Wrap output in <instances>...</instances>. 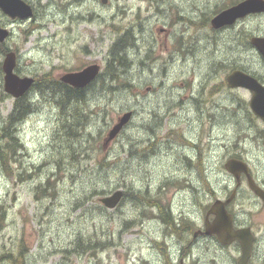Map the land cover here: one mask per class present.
Returning <instances> with one entry per match:
<instances>
[{
	"label": "flooded vegetation",
	"instance_id": "flooded-vegetation-1",
	"mask_svg": "<svg viewBox=\"0 0 264 264\" xmlns=\"http://www.w3.org/2000/svg\"><path fill=\"white\" fill-rule=\"evenodd\" d=\"M92 1L62 0L64 9L60 13L66 19L59 25L62 36L55 41L56 45L50 42L48 26L42 25L47 8L53 4L50 0H12L14 7L30 10L27 17L9 15L0 7V142L8 140L13 166H33L34 162L26 159L24 134L28 127L36 128L45 138L50 111L55 119L52 141L56 140L58 147L54 161L61 169L59 161L64 158V148L59 137L66 120L64 115H70V109L66 112L62 102L69 96L67 107L77 104L89 111L96 108L100 102L92 88L100 78L109 80L118 75L122 67L125 73L131 65L129 49H138L140 70L152 78V82L142 85L138 107L157 114H184L182 121L187 128L180 146L168 142L166 146L185 162L186 173L190 174L187 187H191L192 194L197 192L191 207H183L160 200L161 191L156 197L148 194L149 184L147 188H138L141 206L136 217H148L140 226L145 221L141 232L149 237L153 253L151 259L142 257V262L264 264V118L251 107L253 97L258 103L264 100V0H169L165 12L159 0H149L140 5L143 13L135 14L123 27L120 22L99 16L90 4ZM55 2L57 5L59 0ZM238 4L245 5L240 11L243 8L246 13L220 26L212 25L218 13ZM97 17L103 18L99 22L101 32L91 30ZM79 26L81 30H74ZM159 40L165 41L168 48L165 56L156 53ZM146 41L150 46H146ZM97 42L107 45L101 61L96 60L91 47ZM121 52L122 63L116 59ZM195 52L201 56H194ZM81 55L89 58L81 59ZM7 57L11 58L12 74L17 77L9 87L11 92L5 88ZM51 57L55 62L50 63ZM70 57L82 63L68 66ZM91 65L98 66V73L84 86H73L62 79ZM21 80H27V85ZM150 94L153 100L148 99ZM165 119L164 116L159 120ZM38 121L42 127L34 125ZM167 122L170 123V117ZM71 123L75 129L67 126L66 133L80 135L78 124ZM228 125L232 129L226 131ZM173 127L166 128L163 136L170 135ZM84 131L92 135L86 127ZM108 131L102 141L104 148L120 133L106 142ZM156 142L157 139L149 138L141 145L143 152ZM163 143L166 142L159 146ZM39 148V153H45L46 147ZM35 167L40 170L38 165ZM194 175L200 179L195 180ZM167 182L170 181H160L159 189L163 190ZM42 187L36 186V192ZM126 195L123 191L122 198ZM146 196L150 200H145ZM147 209L151 217L143 214ZM235 231L252 237L246 258L239 238L229 243L221 240Z\"/></svg>",
	"mask_w": 264,
	"mask_h": 264
},
{
	"label": "rangeland",
	"instance_id": "rangeland-1",
	"mask_svg": "<svg viewBox=\"0 0 264 264\" xmlns=\"http://www.w3.org/2000/svg\"><path fill=\"white\" fill-rule=\"evenodd\" d=\"M148 1L107 0L102 3L101 0H94L90 4L99 16L120 22L123 27L135 14L143 13L140 5ZM50 2L53 4L47 8L42 25L48 26L50 42L54 41L56 45L55 41L62 36L59 25L66 18L60 13L64 9L62 0L57 5L55 0ZM159 3L165 7V12L169 0H159ZM87 7L83 6L85 9ZM69 8L72 10L73 5ZM103 18L97 17L95 25H91L92 31L97 29L101 32L99 22ZM121 18L126 19L125 23H122ZM74 30L81 28L79 26ZM133 33L136 34L135 31ZM159 44L160 49L156 53L167 55L165 41L159 40ZM94 46L91 45L96 60L101 61L107 45L97 42ZM138 56V49H129V69L123 73L122 67L113 78H100L97 81L92 88V94L100 102L96 108L89 111L86 106L83 109L77 105L65 106L66 112L70 109V115L65 113L66 120L59 137L64 148V158L59 161L61 169L57 168L54 161L58 147L56 140L52 141L55 119L50 111L48 135L45 138L36 128L29 130L28 127L24 134L28 150L26 159L34 162L33 166H13L10 157L7 170L0 162V264H145L142 257L151 259L153 253L150 252L152 245L149 237L141 232L145 221L140 226L141 221L148 217H136L141 206L137 197L138 188H147L149 184L148 194L152 193L156 197L155 194L161 191L160 200H170L183 207H191L194 197L197 199V192L192 194L191 187H187L190 174L186 173L188 168L185 162L179 159L175 150L166 146L167 142L180 146L187 128L182 121L184 114H157L138 107L142 85L152 82V78L140 70ZM194 56L201 54L195 52ZM87 58L81 55V59ZM52 62L55 59L51 57ZM69 62L68 66H76L82 60L74 62L70 57ZM148 99L153 100V94L148 95ZM129 110L132 111L129 122L109 147L104 148L102 141L107 131L118 116ZM164 116L166 119L160 121ZM169 117L170 123L167 122ZM71 122L78 124L80 135L66 133L67 126L75 129ZM40 124L42 127L41 122H34L36 126ZM170 126H174L170 135L163 136L165 129ZM84 127L92 135L85 132ZM231 129V125L225 126L226 131ZM149 138L157 139V142L143 152L141 145ZM161 142L166 143L159 146ZM40 146L46 147L45 153H39ZM72 152H78L76 160ZM53 170H57L54 175L50 174ZM194 177L195 180L200 179L196 175ZM165 179L172 183L167 182L160 190L158 184ZM38 185L44 187L36 192ZM117 189L125 191L126 197L115 208L103 206L100 198ZM144 199L150 200L148 196ZM143 214L152 216L148 209ZM80 239L91 240V243H96V247L80 249ZM6 253L9 258L3 256Z\"/></svg>",
	"mask_w": 264,
	"mask_h": 264
},
{
	"label": "water",
	"instance_id": "water-1",
	"mask_svg": "<svg viewBox=\"0 0 264 264\" xmlns=\"http://www.w3.org/2000/svg\"><path fill=\"white\" fill-rule=\"evenodd\" d=\"M244 6L245 5L243 4H238L221 11L212 19V25L217 27L222 24L231 22L237 16L243 15L244 13H246V10L242 8V10L240 11V7H244ZM0 7L5 13L9 15H18L20 17H27L30 15L29 9L23 11L22 8L19 7V5H17V7H14V5L12 4V0H0ZM253 9H261V8L259 7L254 8L253 6ZM4 69L6 72L5 88L8 92H11L9 87H11V85L14 84V79H17V77L12 74L11 58L7 57L5 59ZM97 73H98V66L91 65L88 68L83 69L82 71L68 73L64 77H62V79L70 85L81 87L84 86L86 83H88L91 79H93ZM23 81L27 85L28 83L27 80H21L20 82ZM251 107L253 109V112L257 116L264 118V100L263 102L258 103L255 101V98L253 97L251 100ZM131 116H132V111H125L120 116H118L117 121L112 125V127L108 131L106 142L114 138L120 132V130L124 127V125L129 122ZM122 195H123L122 190L117 189L114 192H112L110 195L101 197L100 202L102 203L103 206L107 208H114L122 198ZM241 234L244 233L241 231H235L230 235V237L221 238V240L225 243H229L232 239L236 237L239 238L242 244L243 255L246 258V256L249 253L252 237L250 234L245 233L244 234L245 237L243 239V236Z\"/></svg>",
	"mask_w": 264,
	"mask_h": 264
},
{
	"label": "trees",
	"instance_id": "trees-1",
	"mask_svg": "<svg viewBox=\"0 0 264 264\" xmlns=\"http://www.w3.org/2000/svg\"><path fill=\"white\" fill-rule=\"evenodd\" d=\"M116 59L119 60L120 63H122L124 61V54L121 52V54H119V56ZM68 99H71V98H69V96H66L67 102H65V106H68L69 104ZM9 159H10L9 142L8 140L2 141L0 142V162L2 163V165L6 166L7 170H9V165H8ZM80 238H83V237H80ZM84 242H87V244H84ZM91 242H92L91 240L80 239V249H85V248L91 249V248L96 247V243L95 242L91 243ZM3 256L5 258H9V255L7 253L4 254Z\"/></svg>",
	"mask_w": 264,
	"mask_h": 264
},
{
	"label": "bare ground",
	"instance_id": "bare-ground-1",
	"mask_svg": "<svg viewBox=\"0 0 264 264\" xmlns=\"http://www.w3.org/2000/svg\"><path fill=\"white\" fill-rule=\"evenodd\" d=\"M65 93H66V92H65ZM66 102H67V101H66ZM62 103H65V102H62ZM62 103H61V104H62ZM73 103H75V102H73ZM85 104H86V103H85ZM62 105H63V104H62ZM74 105H77V104H74ZM78 105H79V104H78ZM63 106H64V105H63ZM82 106H83V105H82ZM61 107H62V106H61ZM177 119H178V118H177ZM67 130H68V129H67ZM75 131H76V130H75ZM75 131H74V132H75ZM67 132H68V131H67ZM78 132H80V131H78ZM71 133H72V132H71ZM75 133H76V132H75ZM68 134H69V133H68ZM77 134H78V133H77ZM79 134H80V133H79ZM72 136H73V135H72ZM71 150H72V149H71ZM75 151H76V150H75ZM77 151H78V150H77ZM73 153H74V152H73ZM77 153H78V152H77ZM77 153H76V154H77Z\"/></svg>",
	"mask_w": 264,
	"mask_h": 264
}]
</instances>
